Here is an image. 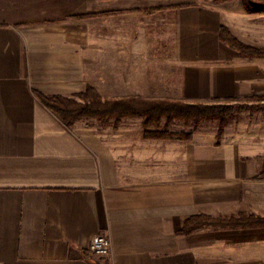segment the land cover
<instances>
[{"label":"crops","instance_id":"crops-1","mask_svg":"<svg viewBox=\"0 0 264 264\" xmlns=\"http://www.w3.org/2000/svg\"><path fill=\"white\" fill-rule=\"evenodd\" d=\"M116 1L0 0V264H264V225L182 231L198 215L264 218V139L67 126L38 97L143 95L144 79L151 98L190 103L264 93V61L220 38L264 45V10ZM100 234L107 256L89 250Z\"/></svg>","mask_w":264,"mask_h":264},{"label":"trees","instance_id":"trees-1","mask_svg":"<svg viewBox=\"0 0 264 264\" xmlns=\"http://www.w3.org/2000/svg\"><path fill=\"white\" fill-rule=\"evenodd\" d=\"M247 4L254 5L252 0H247ZM221 40L233 49L242 54H263L264 50L248 47L241 43L226 26H221ZM41 102L50 110L55 112L67 126H72L80 118H109V117H133L143 115L147 119L144 122V135L149 139L178 138L191 140L190 133L185 136L170 134L169 127L174 118L183 119H206L222 118L231 116L236 105L190 103L183 101H173L164 99H144L142 97H124L107 99L103 98L97 90L88 86L85 91L79 94V100L64 96H44L38 94ZM167 117V127L163 132L153 130L154 123L160 118ZM252 225H264V218L254 216H240L231 218L212 217L209 215H198L189 218L183 228L184 233L205 226H230L244 227Z\"/></svg>","mask_w":264,"mask_h":264},{"label":"rangeland","instance_id":"rangeland-1","mask_svg":"<svg viewBox=\"0 0 264 264\" xmlns=\"http://www.w3.org/2000/svg\"><path fill=\"white\" fill-rule=\"evenodd\" d=\"M114 1L117 3L113 4V7H116V6L118 7L120 3L116 0H113V2ZM222 1H226V0H171V3H177L180 5H188V4L213 5L217 2H222ZM227 1H231V0H227ZM246 1L247 0H241V2H243L245 7L249 9H254L256 11L264 10V0H252L254 5L247 4ZM139 4L140 3L137 0H128L129 7L137 6ZM239 41L243 43L241 40ZM243 44L251 48L264 50V45L257 46V45H250L246 43H243ZM233 50L237 51L236 49H233ZM237 52L240 54L241 57L253 58V59L255 58V59H260L264 61V53L263 54H242L239 51ZM262 63L264 64V62ZM148 82L149 81L147 79H144L143 80L144 84L139 85V89L143 90L142 91L143 95L135 94V92L138 91V88L136 90L135 86L130 87L128 93L118 92V93H112V94L115 96L122 95L120 96L121 98L138 96L144 99H156V98H151L152 95L155 93H153L154 91L151 90L153 85L152 84L147 85ZM172 94H174L173 91H171V99L164 98V100H173V101L180 100L183 102H188L183 99L176 98ZM192 103H205V102L194 101ZM207 104L236 105L237 108L235 109L234 113L226 119L206 118V119L196 120V119L174 118L172 124H170V127L168 126L169 133L185 136L190 133L193 135L196 131H200V132L206 133V135L213 133L214 136H217L218 140H221L225 137H228L234 134L237 135V137L238 136L243 137V139L245 140H248V138H250L249 136H253L252 137L253 139H260V140L264 139V113H263L264 112V93H261V92L255 93L253 95L240 98L237 100H233V101H227V102H221V103L208 102ZM146 119L147 118L145 116L138 115V116H133V117H124L120 119L117 117H109V118H104V119L80 118L76 121L81 120L84 123H87L88 125L101 126L102 128H105L106 130H110L112 132L119 130L120 127H126L128 128L129 131L138 133L139 135L140 132L142 131L143 133L145 132L144 122L146 121ZM167 120H168L167 117L160 118L159 121L154 123L153 130H159V132H163L164 130H166V128H168ZM257 121H260V122L258 123ZM257 124H261V125L258 126ZM225 218H228V217H225Z\"/></svg>","mask_w":264,"mask_h":264},{"label":"built area","instance_id":"built-area-1","mask_svg":"<svg viewBox=\"0 0 264 264\" xmlns=\"http://www.w3.org/2000/svg\"><path fill=\"white\" fill-rule=\"evenodd\" d=\"M90 252L96 256L111 254V240L106 234H100L93 238L89 247Z\"/></svg>","mask_w":264,"mask_h":264}]
</instances>
